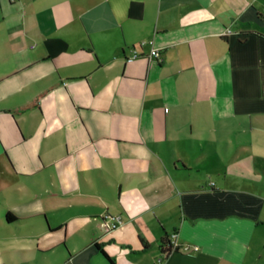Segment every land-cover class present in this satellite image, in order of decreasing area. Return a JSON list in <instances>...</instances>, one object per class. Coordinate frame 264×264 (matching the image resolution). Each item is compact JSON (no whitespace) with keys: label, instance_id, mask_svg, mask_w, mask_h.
Returning a JSON list of instances; mask_svg holds the SVG:
<instances>
[{"label":"crops","instance_id":"0c3cea01","mask_svg":"<svg viewBox=\"0 0 264 264\" xmlns=\"http://www.w3.org/2000/svg\"><path fill=\"white\" fill-rule=\"evenodd\" d=\"M101 252L264 264V0H0V264Z\"/></svg>","mask_w":264,"mask_h":264},{"label":"built area","instance_id":"2783aa9c","mask_svg":"<svg viewBox=\"0 0 264 264\" xmlns=\"http://www.w3.org/2000/svg\"><path fill=\"white\" fill-rule=\"evenodd\" d=\"M146 46L150 48L148 57L150 59H158L160 54H159L158 49L153 47V41L152 40L148 41L146 43ZM140 57H142V55L140 54L139 50L136 48H133L131 50L130 56L126 58V63H131ZM99 219H100L99 227L106 234L112 232L113 230H115L117 227L121 225L120 218L117 216L110 215V214H104L100 216ZM176 239H177L176 232L171 233L167 237V250L169 252H165L162 255L163 257H166L169 254L174 253V252H178V253L186 254V255L198 252L199 248L197 246L179 245ZM159 262H161V259L159 260Z\"/></svg>","mask_w":264,"mask_h":264},{"label":"trees","instance_id":"16d2710c","mask_svg":"<svg viewBox=\"0 0 264 264\" xmlns=\"http://www.w3.org/2000/svg\"><path fill=\"white\" fill-rule=\"evenodd\" d=\"M36 105H37V100H34L33 102H31L30 104H28V105H26L25 107H23V108H21L20 109V112H26V111H28V110H31L32 108H34V107H36ZM6 219H7V221H11V219H12V217L11 216H9V215H7L6 216ZM162 255L165 253V252H169L168 250H167V238L166 237H164L163 239H162ZM102 253V255L111 263V264H113L112 262H111V260L107 257V255L106 254H104L103 252H101Z\"/></svg>","mask_w":264,"mask_h":264}]
</instances>
